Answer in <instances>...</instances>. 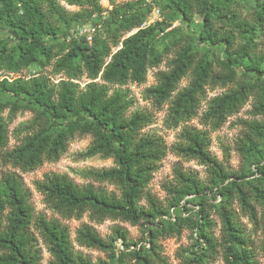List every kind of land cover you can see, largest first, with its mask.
I'll use <instances>...</instances> for the list:
<instances>
[{
  "label": "trees",
  "instance_id": "16d2710c",
  "mask_svg": "<svg viewBox=\"0 0 264 264\" xmlns=\"http://www.w3.org/2000/svg\"><path fill=\"white\" fill-rule=\"evenodd\" d=\"M63 2L78 9L70 10ZM153 2L172 9L188 23L200 14V39L221 42L225 55L208 57L186 35L159 50L158 36L170 25L157 21L143 26L152 9L144 8L140 0H110L112 8L107 13L100 0H0V22L8 26L15 41L10 45L0 38V72L20 73L41 63L52 65L54 75H64L55 80L40 72L0 80V91L12 96L0 100V160L30 172L45 162L58 161L74 138L91 135L81 156L101 155L114 161L111 167L84 170L86 178L100 185H80L67 173L52 172L35 182L37 191L63 220L87 214L99 223L107 219L144 223L149 246L130 249L134 243L126 229L116 227L114 236L104 238L88 223L77 230L79 245L107 252L121 238L124 249L118 256L113 252L116 264H167L161 239L179 236L184 228H197L194 249L182 256L181 264H213L219 259L225 264H261L264 118L241 122L237 152L242 157L260 154L257 169L248 173L230 171L212 154L210 132L220 130L250 100L252 115L264 116V51L260 47L264 44V0H254L257 10L253 12L246 11L240 0ZM86 24L95 27L91 42L79 34V26ZM64 28L66 39L57 40ZM173 49L167 69L159 70L156 83L144 91L150 108L133 109L136 100L125 86L145 83L149 70L159 68ZM238 67L246 69L240 73ZM251 71L253 77L248 75ZM83 79L87 81L82 86ZM184 79L187 84L182 86ZM218 88L226 91L209 97ZM7 108L11 114L29 110L33 116L10 131ZM163 110L166 127L181 128L171 147L159 133L145 131ZM196 118L202 128L192 124ZM11 136L16 140L12 148ZM170 150L206 166L209 179L204 181L182 164L175 166L173 179L165 185L169 203L164 205L148 186ZM190 196L200 198L198 219L180 215L168 225L157 222L172 208L189 203ZM31 197L17 171L1 175L0 264H43L37 233L48 245L49 264H114L94 262L78 251L63 220L35 216ZM218 199L219 203L213 202Z\"/></svg>",
  "mask_w": 264,
  "mask_h": 264
},
{
  "label": "rangeland",
  "instance_id": "374dc122",
  "mask_svg": "<svg viewBox=\"0 0 264 264\" xmlns=\"http://www.w3.org/2000/svg\"><path fill=\"white\" fill-rule=\"evenodd\" d=\"M101 1V9L107 13V9L112 7L110 0H100ZM132 0H117V2H126ZM245 7V10L248 12H253L257 10L254 0H240ZM141 4L144 8H151L152 11L149 13L146 19V25H150L157 21H164L170 25L166 31L161 32L158 36V48L159 50H163L165 46L171 43L174 39L186 35L191 37L194 41V45L205 53L208 57H212L214 54H222L225 55V47L221 42H208L200 39L199 33L203 24V17L200 14H197L194 17V20L191 23L184 21L181 15L175 13L170 8H161L157 3L153 2V0H140ZM64 3V2H63ZM66 7L70 10H77V6H70L64 3ZM97 20V18H95ZM94 20V22H96ZM79 34L82 35H92L95 31V27L93 24H86L79 26ZM101 33L103 30L101 29ZM0 38L9 42L10 45L15 43L14 38L8 28V26L2 22H0ZM66 39L65 28L61 29L60 34L57 40L64 41ZM69 38L67 39V41ZM263 46L264 51V44ZM174 55V49L167 54L164 62L161 64L159 68L150 69L148 72L147 80L143 84L130 83L127 87L131 91V95L135 98L136 104L133 109L136 108H150V102L144 99V91L150 85L156 83V73L159 70L167 69V62ZM53 66L47 65L43 66L41 63H36L29 68L23 70L20 73H10V72H0V80L5 77H9L10 79L16 78L19 76L29 77L33 74L38 73H46L52 75L55 80H58L64 75H54L53 74ZM246 67H238L239 72L241 73L245 70ZM249 77H253L254 72H248ZM87 79L81 80L82 86L85 84ZM187 84V80L184 79L181 83L182 86ZM226 91V88H218L216 90L209 92V97H213L214 95L220 94ZM12 96L8 93H3L0 91V100L6 101L11 100ZM253 109L252 100H250L246 106L237 114L228 118L225 125L217 131L210 132L211 136V152L215 156H217L224 164L228 167L230 171H245L249 172L250 169H257L256 160L257 157H260V154H251L247 157H242L236 149L237 138L243 128L242 120H251L253 118L262 119L263 115L254 116L251 111ZM5 115L7 120L10 123V131H12L17 125H19L23 121L29 120L33 114L29 110H20L15 114H11V109L7 108L5 110ZM166 116V110L160 111L156 114L155 121L145 128L146 132L155 131L162 135L169 147L173 146L174 143L178 140V134L180 133L181 128L177 129H168L166 124L164 123ZM193 125L202 128V125L199 122V118H196L192 121ZM91 135L78 136L74 138L70 144L68 150L64 153V155L58 161H48L45 162L42 166L30 172H23L20 169L16 168L11 164L4 160H0V177L3 173L8 171H17L23 178L25 185L32 192L31 203L34 208L35 216L44 215L47 218H59L63 220L59 215L53 212L43 201V196L36 189L35 182L44 177L47 173L52 172H60L67 173L76 183L80 185L87 184L89 182L93 183L96 186H99L100 183L93 182L91 179L86 178L83 175L84 170L90 168L102 169L106 167H111L114 165L113 158H105L101 155H97L91 158H83L81 153L84 152L91 142ZM16 144V140L11 136L9 147L12 148ZM260 148L264 150V140L260 145ZM182 164L185 169L192 170L196 172L199 177H201L204 181H208L209 172L208 168L204 165H201L196 160H186L180 157L178 154L174 153L172 150L169 151L168 155L164 158L161 163L159 170L154 174L153 179L151 180L148 189L152 193V195L158 197L162 204L167 205L169 203V197L165 190V185L171 181L174 177V168L175 166ZM253 177H249L248 179H252ZM109 190H117V188L110 184H103ZM102 186V185H101ZM118 191V190H117ZM190 200L189 203L185 204L184 202L178 206L171 209L170 213L166 216L159 217L157 222L160 224L168 225L170 222L174 221L177 216L180 215H191L195 219L199 218L200 213V198L199 197H188ZM214 203H219L218 200H213ZM142 203H146L143 200ZM186 205V207L184 206ZM213 217L220 221L219 216L216 212H213ZM63 222L70 228L72 239L75 243V247L78 251H81L84 255L90 257L94 262H98L99 260H107L116 264V258L113 257L116 252V256H118L121 250L124 249V244L121 238H118L114 242V247L111 251H102L96 248H90L86 246H81L76 241L77 230L84 223H88L92 225L99 234L104 238H111L114 236L115 228L122 227L127 230L128 238L134 244L130 249H135V247H140L141 245H146L147 241V233L146 228L147 225L144 223L132 224L129 221L117 219H107L106 221L99 223L96 221H92L89 216L86 214L81 219H64ZM35 230V229H34ZM37 233V231L35 230ZM39 236L38 245L41 247L43 251V264H49L50 259L52 258L48 245L45 243L43 238L37 233ZM198 235L197 228H184L182 233L178 236H171L167 238L161 239L162 245V255L166 257L167 264H181V259L183 255H190L192 249H194V238ZM258 236V235H257ZM147 247L149 244L146 245ZM113 257V258H112ZM261 264H264V257H260ZM213 264H225L222 259L217 260Z\"/></svg>",
  "mask_w": 264,
  "mask_h": 264
},
{
  "label": "built area",
  "instance_id": "2783aa9c",
  "mask_svg": "<svg viewBox=\"0 0 264 264\" xmlns=\"http://www.w3.org/2000/svg\"><path fill=\"white\" fill-rule=\"evenodd\" d=\"M112 8V7H111ZM143 26H147L146 22L143 24ZM88 40L91 42L92 41V35H88Z\"/></svg>",
  "mask_w": 264,
  "mask_h": 264
}]
</instances>
